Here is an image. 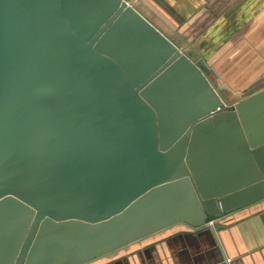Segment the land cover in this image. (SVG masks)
Wrapping results in <instances>:
<instances>
[{
	"label": "water",
	"instance_id": "1",
	"mask_svg": "<svg viewBox=\"0 0 264 264\" xmlns=\"http://www.w3.org/2000/svg\"><path fill=\"white\" fill-rule=\"evenodd\" d=\"M139 1L0 0V264L218 248L209 220L264 209V88L226 108Z\"/></svg>",
	"mask_w": 264,
	"mask_h": 264
},
{
	"label": "crops",
	"instance_id": "2",
	"mask_svg": "<svg viewBox=\"0 0 264 264\" xmlns=\"http://www.w3.org/2000/svg\"><path fill=\"white\" fill-rule=\"evenodd\" d=\"M127 1L133 4L137 0ZM139 3L150 22L155 20L165 28L171 23L177 39H190L189 48L184 40L178 46L186 48L192 59L202 60L201 71L226 108L264 88V0H142ZM215 230L221 239L218 248H211L206 235L179 229L150 245L139 242L125 254L105 262L227 264L226 258H231L228 264H264V209L240 214L230 224Z\"/></svg>",
	"mask_w": 264,
	"mask_h": 264
},
{
	"label": "built area",
	"instance_id": "3",
	"mask_svg": "<svg viewBox=\"0 0 264 264\" xmlns=\"http://www.w3.org/2000/svg\"><path fill=\"white\" fill-rule=\"evenodd\" d=\"M216 220H217V219H211V220H209V221L206 223L210 228H212V230H213L215 236H217L216 230H215V228H214V223L216 222ZM225 261H226V263H230L231 258H226Z\"/></svg>",
	"mask_w": 264,
	"mask_h": 264
},
{
	"label": "rangeland",
	"instance_id": "4",
	"mask_svg": "<svg viewBox=\"0 0 264 264\" xmlns=\"http://www.w3.org/2000/svg\"><path fill=\"white\" fill-rule=\"evenodd\" d=\"M129 2V1H128ZM148 15H149V13H147ZM153 23L154 24H157V26H159L160 24L157 22V21H153ZM159 24V25H158ZM171 24V23H170ZM172 25V24H171ZM163 26V27H162ZM162 26H159V27H161L164 31H166V32H170L167 28H165V26L164 25H162ZM173 26V25H172Z\"/></svg>",
	"mask_w": 264,
	"mask_h": 264
}]
</instances>
